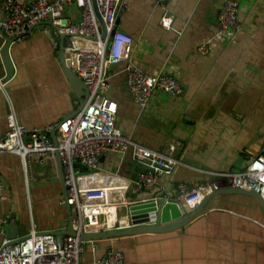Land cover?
Wrapping results in <instances>:
<instances>
[{"label": "crops", "instance_id": "crops-1", "mask_svg": "<svg viewBox=\"0 0 264 264\" xmlns=\"http://www.w3.org/2000/svg\"><path fill=\"white\" fill-rule=\"evenodd\" d=\"M223 1L166 0L160 5L157 0H122L115 23L118 44L123 35L131 38L124 45L126 60L146 74L173 75L182 92L154 91L141 107L126 83V60L108 67L117 129L160 152L174 145L173 155L180 161L152 189L134 192L141 166L131 152L101 155L99 171L116 172L129 183L118 196L120 202L131 205L148 194L174 196L180 182L196 185L213 180L216 172L241 171L264 146V0H238L240 30L202 51L199 45L219 29ZM163 16L171 17L170 28L162 26ZM80 17L76 6L54 13V18L71 22ZM52 21H42L25 38L11 42L14 72L4 83L0 54V139L10 107L19 123L36 130L60 124L86 99L62 71L59 46L64 38ZM4 39L0 33V49ZM64 187L54 155L43 163L29 157L26 170L18 155L0 154V218L7 220L6 234L13 225L15 235L31 229L63 235L69 217ZM128 207H118V215L128 216ZM1 239L0 226V244ZM110 248L122 252L124 264H264V212L250 194L221 192L182 228L99 240L96 251L87 246L81 264H92Z\"/></svg>", "mask_w": 264, "mask_h": 264}, {"label": "built area", "instance_id": "built-area-1", "mask_svg": "<svg viewBox=\"0 0 264 264\" xmlns=\"http://www.w3.org/2000/svg\"><path fill=\"white\" fill-rule=\"evenodd\" d=\"M96 1L106 28L110 31L105 38L101 37L91 0L1 2L3 16L0 19V33L12 41L22 40L31 28L52 16L55 32L65 34L64 46L69 53L70 67L83 80L89 95L79 111L66 117L60 124L44 129L27 130L19 123L11 107L7 112L6 131L0 139V154L18 155L27 170L29 157H36L43 163L47 156L59 153L66 187V198L62 201L70 208L71 226L76 233L56 236L50 232L38 233L31 229L24 238L12 243L3 228L7 220L0 218V264H81L87 246L94 252L97 241L83 242L80 234L131 226L129 216H119L117 213L121 205H130L129 202L124 204L126 200L120 202L118 197L121 191L129 189V183L116 172L102 174L99 171L98 161L105 152L131 149L133 161L141 166L133 181L134 192L152 189L161 175H170L180 162L173 155L174 145L160 152L133 141L117 129V103L108 96V67L126 60L124 45L131 39L123 35V41L117 43L120 34L114 30L115 16L122 0ZM165 1L157 0L160 5ZM72 5L80 8V20L71 22L53 17L56 9L62 10ZM238 9V0L223 1L217 14L219 29L199 45L202 51H206L212 42L234 37L240 30ZM161 24L170 28L171 17L163 16ZM125 71L131 95L141 107L154 91L172 95L182 92L179 81L171 74H146L130 59L126 60ZM54 129L57 145L50 138ZM213 174V180L196 185L178 183L173 201L179 206L193 209L205 196L224 186L257 192L264 201V146L243 170ZM158 216V211L151 212L147 224L156 223ZM92 264H124V256L121 251L110 248L93 258Z\"/></svg>", "mask_w": 264, "mask_h": 264}, {"label": "water", "instance_id": "water-1", "mask_svg": "<svg viewBox=\"0 0 264 264\" xmlns=\"http://www.w3.org/2000/svg\"><path fill=\"white\" fill-rule=\"evenodd\" d=\"M93 2V7L94 11L96 13L97 19L100 23L101 29H102V36H104L105 32V27L103 24V21L99 15L97 6H96V0H92ZM42 23V22H41ZM48 24H50L48 22ZM51 25V24H50ZM54 28V27H53ZM62 38H64V35H60ZM5 42L2 45L0 49V54L2 56V60L5 66V76L2 79V83L8 81L10 77L13 75L14 68L13 64L10 61L9 58V47L12 42V39L6 38L5 37ZM60 49V63L62 66V71L65 74L66 78L68 81L71 83L72 87L74 88L75 92L76 91H82L81 93H84L86 95V99L88 98V91L87 88L83 82V80L78 77L73 70L70 67V57L69 53L64 50L63 43L60 44L59 46ZM77 93V92H76ZM85 99V100H86ZM83 100L82 104L80 107H83L86 103V101ZM51 140L54 145H57V137H56V129H54L51 133ZM55 158L57 162V167L59 170L60 178L62 181H64L63 178V172H62V165L60 161V157L58 155V152L55 153ZM162 177H167V175L163 174L160 176ZM159 177V178H160ZM158 178V179H159ZM157 179V180H158ZM156 180V182H157ZM64 196H66V187ZM238 192V193H246L254 196L255 198L258 199L260 202L261 208L264 212V201L262 197L260 196L259 193L251 191V190H245L241 188H235L231 186H224L219 188L218 190H215L213 193L207 195L204 197L203 201L196 206L195 208L191 209L186 206H179L177 202L173 201V195L172 194H167L163 195H157L154 196V194H148L147 196L144 197H139L136 201L133 202L128 207V216L129 220L131 222V226L129 227H123V228H117L114 230H104L100 232H87V233H82L80 234V239L83 242H88V241H99V240H104L112 237H118V236H127V235H136L139 233H161V232H167L171 231L174 229H179L182 228L186 223H188L190 220H192L198 213L201 212V210L204 208L208 200L214 196L215 194L221 193V192ZM66 198V197H65ZM67 210H68V230L64 232V234L67 235H75V231L73 227L71 226V221H70V208L68 205ZM158 211L159 216H158V221L154 224H147V221L149 220V215L153 211ZM8 232H7V237L12 240L13 242H16L20 240L21 238H24L25 234L20 233V234H14V229L13 225H9L8 227Z\"/></svg>", "mask_w": 264, "mask_h": 264}, {"label": "bare ground", "instance_id": "bare-ground-1", "mask_svg": "<svg viewBox=\"0 0 264 264\" xmlns=\"http://www.w3.org/2000/svg\"><path fill=\"white\" fill-rule=\"evenodd\" d=\"M92 1V0H91ZM122 3V2H121ZM92 5H93V2H92ZM73 6V5H72ZM96 6H97V1H96ZM70 7V6H69ZM120 7H121V5H120ZM119 7V8H120ZM68 8V7H67ZM78 8V7H77ZM66 9V8H65ZM65 9H62V10H65ZM80 9V8H79ZM93 9H94V7H93ZM97 9H98V6H97ZM119 10V9H118ZM57 11H61L60 9H56L55 10V12H57ZM54 12V13H55ZM98 12H99V10H98ZM118 12V11H117ZM54 13H53V17H54ZM94 13H95V11H94ZM117 14V13H116ZM95 15H96V13H95ZM99 15H100V17H101V19H102V21H103V24H104V27H105V32H104V36H102V29H101V26H100V23H99V21H98V23H99V26H100V31H101V37L102 38H105L107 35H109V29H108V27L106 28V25H105V22H104V20H103V18H102V16H101V14H100V12H99ZM51 17V19H52V16H50ZM49 17V18H50ZM97 17V16H96ZM115 19H116V16H115ZM98 20V19H97ZM53 22V21H52ZM51 23V22H50ZM53 25H54V23H52ZM54 27V29H56V26L54 25L53 26ZM114 29V26H112L111 27V30H113ZM114 30H116L117 32H118V30H117V28H116V23H115V29ZM112 32V31H111ZM63 33V32H62ZM62 33H60L59 35H62ZM119 33V32H118ZM64 35V39H65V34H63ZM129 37V36H128ZM130 38V37H129ZM111 39L112 38H110V42H111ZM131 39V38H130ZM109 42V43H110ZM63 46H64V44H63ZM80 46H82V44H80ZM109 46L110 45H108V49H109ZM64 48L66 49V47L64 46ZM68 52V51H67Z\"/></svg>", "mask_w": 264, "mask_h": 264}, {"label": "rangeland", "instance_id": "rangeland-1", "mask_svg": "<svg viewBox=\"0 0 264 264\" xmlns=\"http://www.w3.org/2000/svg\"><path fill=\"white\" fill-rule=\"evenodd\" d=\"M80 110V109H79ZM57 143H58V140H57ZM127 151H130L131 152V149L130 148H128L126 151H124V152H127ZM124 152H116V151H107V152H105V153H115V154H119V153H124ZM55 153L56 152H54L53 153V155L55 156ZM104 153V154H105ZM58 155H59V153H58ZM66 197V196H65ZM65 197H63L64 199H65Z\"/></svg>", "mask_w": 264, "mask_h": 264}]
</instances>
